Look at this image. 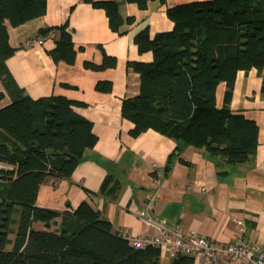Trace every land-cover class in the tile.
I'll return each mask as SVG.
<instances>
[{
    "label": "trees",
    "instance_id": "16d2710c",
    "mask_svg": "<svg viewBox=\"0 0 264 264\" xmlns=\"http://www.w3.org/2000/svg\"><path fill=\"white\" fill-rule=\"evenodd\" d=\"M84 1L103 8L114 31L132 20L121 16L120 0ZM126 1L144 9L150 0ZM45 12L46 0H0V79L5 89L0 101L6 93L10 97L0 107V264H159L157 248L133 247L86 201L71 211L35 203L43 178L70 177L84 151L97 141L92 122L73 109L81 102L62 95L32 99L6 67L5 60L14 51L8 25L17 26ZM166 15L173 23L171 30L150 37L145 28L134 37L138 51L151 52L152 59L127 62L140 75L138 94L121 104L122 116L133 122L130 134L153 129L176 142L175 153L193 146L226 164L246 162L255 152L258 127L253 119L233 112L229 103L239 70L262 71L264 0L190 1L167 6ZM51 29L58 34L47 54L56 62L73 63L77 49L68 23L40 33ZM115 64L116 58L106 53L99 64L85 62L98 70ZM220 82L225 90L223 103L217 106ZM96 88L109 91L111 83L98 81ZM170 159L171 155L165 170ZM119 189V181L109 174L100 186L110 199ZM34 221L43 222L45 228H35ZM171 264L193 262L178 253Z\"/></svg>",
    "mask_w": 264,
    "mask_h": 264
},
{
    "label": "crops",
    "instance_id": "0c3cea01",
    "mask_svg": "<svg viewBox=\"0 0 264 264\" xmlns=\"http://www.w3.org/2000/svg\"><path fill=\"white\" fill-rule=\"evenodd\" d=\"M190 1L197 0H150L140 9L135 2L120 0L121 16L132 20H125L119 31L110 28L103 8L84 0H46L43 15L8 25V41L14 51L5 64L15 83L32 99L62 95L81 102L73 109L92 122L97 135L70 177L43 178L36 205L71 211L86 201L111 222L114 231L132 236L157 233L138 215L146 208L152 218L164 221L170 229L181 227L222 243L238 236L264 243V65L260 74L254 68L237 72L229 103L233 112L253 119L258 127L255 152L244 163L226 164L221 157L193 146L175 153L176 142L153 129L132 136L133 122L121 114L122 100L137 95L140 85L139 73L127 62L152 59L151 52L138 51L135 35L145 28L150 37L171 30L166 7ZM64 22L72 30L77 49L71 64L56 62L46 52L54 47L57 30L40 33V29ZM39 36L44 38L42 45L24 46L27 39ZM104 53L116 58L115 66L98 70L85 65L99 64ZM98 81H110L111 89H97ZM224 90L225 83L220 82L217 106L223 103ZM0 91H5L1 79ZM9 102L6 93L0 107ZM107 174L120 183L112 199L100 192ZM150 195L154 203L148 206ZM238 219L243 221L242 231ZM33 226L45 228L41 221H34ZM172 258L160 254L159 264H171ZM221 264L245 263L225 259Z\"/></svg>",
    "mask_w": 264,
    "mask_h": 264
},
{
    "label": "built area",
    "instance_id": "2783aa9c",
    "mask_svg": "<svg viewBox=\"0 0 264 264\" xmlns=\"http://www.w3.org/2000/svg\"><path fill=\"white\" fill-rule=\"evenodd\" d=\"M42 36L36 39H27L24 46L42 45ZM154 203V197L148 196L146 205ZM138 215L144 221L157 229L155 234L128 235L123 234L135 248L154 247L159 254L174 257L181 253L192 258L193 264H221L225 259H233L245 264H264V243L238 236L233 241L222 243L212 241L195 231H186L181 227L170 229L164 221L152 218L146 208L140 209ZM240 230H243V221L236 220Z\"/></svg>",
    "mask_w": 264,
    "mask_h": 264
},
{
    "label": "rangeland",
    "instance_id": "374dc122",
    "mask_svg": "<svg viewBox=\"0 0 264 264\" xmlns=\"http://www.w3.org/2000/svg\"><path fill=\"white\" fill-rule=\"evenodd\" d=\"M54 227H55V225H52V226H51V228H54ZM13 235H14L13 233H10V234H9V238L12 239V238H13ZM9 246H10V245H9Z\"/></svg>",
    "mask_w": 264,
    "mask_h": 264
}]
</instances>
